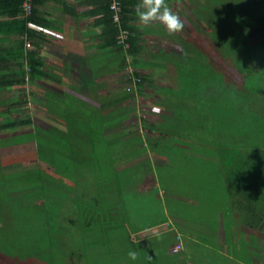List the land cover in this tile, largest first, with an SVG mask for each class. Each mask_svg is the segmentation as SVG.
Here are the masks:
<instances>
[{"label": "trees", "instance_id": "trees-1", "mask_svg": "<svg viewBox=\"0 0 264 264\" xmlns=\"http://www.w3.org/2000/svg\"><path fill=\"white\" fill-rule=\"evenodd\" d=\"M24 1L0 0V92H21L20 96L8 98L3 105L0 100V135L10 137L27 132L36 134L48 132L52 136L45 134L46 140L44 138L41 139L43 142L36 140L34 151L0 157V169L6 165L26 163L29 160H44L50 157V141L63 139L64 136L69 135L68 133L80 135L79 127L74 122L87 117V119L95 122L92 127H88L90 130L87 131L88 136L84 139L89 149L87 156L91 157L89 166L84 167V170L93 171L92 174L95 173L94 168L99 160V156L95 152V144L99 145V141L102 140L106 147L109 146L105 143L109 135L104 137L101 135V131L108 125L119 126L120 122L131 114L136 116L134 107L125 110L122 106L130 101H135L136 94H144L143 87L150 84L151 91L161 102L157 104L159 108L170 113L168 117H161V120L155 124L158 134L166 137L159 142L162 144L164 141H166L165 144L182 142L192 152L197 151L202 155L204 159H198V162L204 164L207 147L216 149L218 146L226 148L229 146V148H234L243 141V155L231 153L228 159L226 167L228 166L227 170L230 177L238 180L244 179V187L252 190L254 188L251 185L253 177H255L254 181H259V183L264 180V138L258 139L256 137L261 133L258 119L264 110V95L262 97L260 92L249 85V76L254 71L252 64L264 55V42H252L249 38L251 29L264 26V0H199L201 5L196 4L198 0H166L168 5L179 1L194 4L201 17L207 20L208 36L213 38L218 45L210 46L215 55H212V50L207 49L189 31H186L184 39L178 44V51L181 54L177 55V60L171 63L177 72L173 73L172 78L175 77L180 80V89L166 90L152 87L149 76L134 72V75L139 79L135 91L127 93L117 90L116 92L120 93L116 95H114L116 92H112L105 97H90L92 101H95V98L99 99V104L97 103L98 112L91 114L89 110V112L79 111L73 109L71 104L63 103L64 112L66 111V117H68L63 122L67 128L66 134L52 131L50 128L56 126L59 121L51 117H46L50 123L42 121L41 117L44 116H41L40 113L34 112L31 116L17 119L33 110L32 107H27L28 101H31L28 98L31 91L26 82L46 77L36 62L25 57L31 53L29 49L24 47L25 41H28L32 46L33 41L38 39L37 34L28 25L38 28L46 25V21L38 16V7L46 0H29L30 12L25 17L21 8ZM136 2L137 0H118L120 13L117 22L112 21V12L109 10L110 0H91L89 2L92 9L88 15L94 16L96 18L94 26L97 25L101 28V48L114 50L113 52L118 56L119 71L125 66L121 61H124L128 56L138 57L142 52V48L138 45L141 33L136 27L137 19L133 12ZM225 9L229 10L225 11ZM225 12L229 14L227 20L225 19ZM145 28L151 32L155 30L153 27ZM121 31L127 33L124 42L127 47L116 44V37ZM160 56L161 54L159 56L149 55V58L152 59L149 60L151 62L147 61L148 59L143 61L136 58L134 62L128 61V65L133 68L143 67L145 70L157 65L161 68L167 64V59L164 60ZM121 78L125 83H130L125 72ZM261 98H263V102H260ZM31 102L35 103L34 101ZM258 104L259 106H257ZM114 105L124 109L123 113H116L117 118L115 120L111 118L110 112V108ZM16 106L25 108L20 112L17 111L19 113L17 114L14 111ZM99 113L100 117H98ZM109 118L112 119L111 123ZM82 121L84 120L82 119ZM252 131L256 132L254 138L250 136ZM122 132L120 135L112 136L113 140L125 138L124 136H129L128 139H131L132 136L139 135L129 129ZM35 139L36 135H33L32 138L18 139L5 145H14L29 140L35 141ZM140 139L135 141L136 148H132V153L125 161H132L146 154V149L141 147L143 143ZM222 139L226 141V144L220 141ZM260 140L262 143L258 145ZM146 143L152 147L151 151L159 152L155 148L159 145L158 141H147ZM215 152L212 155L213 158L219 154ZM219 155L222 156V154ZM221 164L222 160L220 161ZM111 170V174H103L106 176L105 178L102 177L104 179L93 174L95 184L91 187L84 184L77 186L73 192L74 201L68 196V193H63L57 197L55 211L47 207L46 190H43L47 187L45 183L38 180L24 186L5 188L0 175V200L3 201L0 213L2 209L5 210L4 212H8L9 209H17L22 206L18 207L19 200L17 198L23 192L19 190L22 187L29 194L30 199V204L25 203L22 210L26 208L38 210L34 209L35 213L39 215L38 220L43 223L41 228L45 231L40 240L47 239L46 246L49 248L64 247L71 242L70 246L67 245L63 251H73L71 247L75 246V242L67 241L65 236V233L70 232L69 229L71 228L63 224V222H69V219H66L68 214L74 218L71 220L72 223H79V235L88 238L82 239L81 242L83 243H80L79 253L82 255L79 258L84 261H97L98 264H148V256L143 255L144 252L135 247L139 242L134 244L130 239V243L127 244L129 237L122 235L126 234L127 228L124 223V216H121V212H124L125 209L117 203L114 204L113 200L115 199L110 197L108 193L113 192V194L117 193V197L118 195L122 196L123 185L125 186L127 181L124 176L118 177L114 168ZM127 173V179L133 177L132 173ZM155 173V178L159 179L160 173L157 171ZM204 175H202L203 181H205ZM111 182L113 183L112 187L109 185ZM201 186L203 187L200 190L205 191V182L201 183ZM79 190L83 192L80 194ZM66 203L68 208L65 206ZM202 204H205L204 201ZM0 215L3 216V219L0 218V226L2 227L0 229H7V225H10L13 218L12 221H8V218H5L3 214ZM147 223L148 221H143L142 224L136 225L133 231L150 227ZM176 240L181 245V250L178 252L180 253L182 251L180 237L176 239L175 236L174 243ZM131 244L133 249H129ZM79 249L77 247L75 251L78 252ZM129 250L137 252V260L128 259Z\"/></svg>", "mask_w": 264, "mask_h": 264}, {"label": "rangeland", "instance_id": "rangeland-1", "mask_svg": "<svg viewBox=\"0 0 264 264\" xmlns=\"http://www.w3.org/2000/svg\"><path fill=\"white\" fill-rule=\"evenodd\" d=\"M199 2V0H198ZM196 3L198 5H201V3ZM175 11L182 19V21L185 23V28L183 31L176 33V34H169L167 30L164 28L163 25L159 27L164 34L160 35L157 34L156 36H149L146 40L145 47L147 50V54H157V49H161L162 54L167 59V69L165 71H158L151 74L150 81L152 84L158 85L159 87H168L171 82L169 78L167 77V73L173 72L174 74L177 73L174 66L171 65V63L175 60H177V55H180L181 53L178 51V44L184 39L185 32L189 31L200 43H202L207 49H211V45L218 46L216 44V41H214L213 38L208 36L207 31V20L203 19L201 17V14L197 9L195 8L194 4L187 1H181L177 4H171L169 5ZM229 9H225L227 11ZM225 19L227 20L229 17V14L225 12ZM156 28L154 26H149ZM157 29V28H156ZM249 32V36L253 39L258 40H264V28L256 29ZM161 36V38L159 37ZM256 37V38H255ZM209 38V39H207ZM209 42V43H208ZM50 48V47H49ZM25 49H32V46L30 48ZM50 50H52L50 48ZM55 50V49H54ZM212 55H215V52L211 51ZM129 59L126 58L124 61H121V63H124L125 66L123 69H121L118 72V75L107 77L106 84L109 89L113 90H121V86L125 85L126 83L121 78L124 75V72L128 69H131L132 71L136 73H145L141 72L139 70L133 69L128 65ZM39 66L41 71L43 72H50L52 75L56 73H60V69L58 66V63L51 62V60H48V58L45 56L40 55V57L36 58L34 60ZM102 62L105 64H111L113 61L111 60H102ZM101 62V63H102ZM103 68V66H102ZM101 68V69H102ZM129 71V70H128ZM150 73V71H147ZM175 76V75H174ZM110 79V80H109ZM29 90L31 91V95L28 97L31 99V101H34L33 104L31 101H28L27 107H34V109L41 114L42 121H47L50 123L46 117L56 118L59 123L56 124V126L51 127L50 129L52 131H55L56 133H67V128L63 124L66 117V111L64 112V105L62 103V100L68 101L76 110L79 111H90L91 114L98 112L97 111V105L99 104V99L95 98V101L85 100L82 95H78L77 93H74L71 90H66V87L62 88L61 86L55 85L53 81H50L45 78L36 79L33 81H27ZM174 89L178 90L181 88L180 80L174 77ZM106 89L105 91L101 93H108L110 90ZM122 91V90H121ZM144 94H136L135 101H130L129 103L125 104V106H122L125 110H128L132 107L136 110V116L129 115L127 118L122 120L119 124V126L116 125L110 126L108 125L105 129L101 131V135L104 137L108 136L107 145H104V142L101 140L99 141V145L97 143L95 144V152H97V155L99 156L98 164L95 165V173L97 176L100 177V179H104L108 174H111V169L115 168V166H118L122 164L126 159H128V156L130 153H132V148H136V145H134L135 141L140 139L142 140V148H145L147 150H151L152 147L149 146V143H146L147 141L152 142L158 141V146L155 147L157 151H161L167 155V159L170 160V168L168 170H162V176H165L164 173L167 172L168 176L171 175L172 177L175 176L176 171L177 173L181 172V168L178 166H183L185 164L190 163H184L181 160V155L178 154V146H185L184 143L180 142H169L168 144H165L166 141H164V145L159 142L163 140V136L161 137L157 129L155 127V124L158 123L161 120V117L168 116L167 111L158 109L157 105L160 103V100L156 97V95L151 91V89L145 85L143 87ZM120 93V92H118ZM117 92L114 94H118ZM128 93V92H127ZM21 92L11 91V92H0V100L2 101V105L6 102V100L12 96H20ZM58 98V99H57ZM60 99V100H59ZM97 99V100H96ZM98 103V104H97ZM259 106V104L257 105ZM107 107V106H105ZM122 107H118L114 105L112 108H110L111 112V118L116 119V113H123L124 109ZM1 108V106H0ZM25 107H14V111L19 114L20 110L24 109ZM73 108V109H74ZM94 108V109H93ZM18 111V112H17ZM88 111V112H89ZM65 114H64V113ZM102 115L103 113L100 112ZM100 113L98 114V117H100ZM29 115V113L27 114ZM26 114L20 116L17 119H22L25 117ZM97 117V116H95ZM111 118H109V122L111 123ZM13 119V120H17ZM82 119L84 121H82ZM81 121L74 122L75 125L79 127V130L81 132L80 135H72L68 133L69 135L64 136L63 139H57L53 142L50 141V157L44 159V160H32V161H26V163L21 164H11L1 167L0 169V175L2 178V183L5 188H11V187H19L24 186L27 184L34 183L38 180L45 183L47 185L46 189L43 188V190H46V197H47V207L53 211L56 208V200L57 197L62 195L63 193H68V196L70 198H73L74 195V189H77V186L90 185L93 186L95 184V177H93L92 172L93 171H85L84 167H88L90 164L91 157L87 156V153L89 149L87 148V145L84 142V139L87 138L88 134L87 131L90 130L88 127H92L94 124V120L87 119V117L82 118ZM106 120V119H105ZM1 124V120H0ZM96 125V124H95ZM126 125V126H125ZM261 125V124H260ZM123 127V128H122ZM254 128V127H253ZM121 129V130H120ZM134 131L135 133L139 134L136 136H132L131 139H128L129 136H124L125 138H118L116 140H113L112 136H116L117 134L120 135L123 132L122 131ZM119 130V131H118ZM244 130V129H243ZM256 132L252 131L250 132V136L254 138ZM47 136H52L50 133L45 132ZM44 132L31 133L27 132L24 134L14 135L10 137H6L4 135H0V157H7L14 154L19 153H28L30 151H34L36 148L37 141H41V139L44 138L46 140L47 138L44 137ZM239 135V133H237ZM259 136H256L259 138H264V132L259 133ZM33 135H36L35 141H25L23 143L18 144H8L12 141L16 140H24L32 138ZM141 135V137H140ZM130 138V137H129ZM37 140V141H36ZM221 142L226 144V141L223 139L220 140ZM43 142V141H41ZM262 141L260 140L258 142V145H261ZM264 144V142H263ZM147 145V146H146ZM176 146V148L174 147ZM244 142L242 141L240 145L234 148H229V146L223 147L218 146L216 147L215 151L217 154H222L220 156H214L215 159L208 158L207 162L204 161L203 163L197 162V164L194 162L193 164L196 166H193L198 172H204L209 176L208 174H211L215 178L218 177V174L216 172V165L217 161L215 160H222V166L220 165L218 168H222L225 171L226 175H230L226 167L228 163V159L230 157L231 153L238 154L241 153L243 155L244 150ZM162 148V149H161ZM180 151V150H179ZM153 152V150L151 151ZM215 152V153H216ZM126 154V155H125ZM233 156V155H232ZM90 157V158H89ZM202 159L203 157H199ZM204 159V158H203ZM151 161L152 165H156L157 163H161L162 158L159 156V154L155 155L153 153L149 154V157L146 155L145 157H140L136 160V162H131L129 165L120 166L117 167L116 172L118 174V177L124 176L126 177L127 181V172L125 170L119 171V169H126V167H129L130 165H133L132 167L138 165L136 168L139 169L138 177H135L133 179L134 183H136V187L140 191L148 190L150 186L154 185L153 176L154 174L149 173V169L147 167L146 162ZM172 165V166H171ZM215 166V168H213ZM187 173V170L185 171ZM83 174V175H81ZM185 176V175H184ZM104 177V178H102ZM211 177V176H209ZM129 178V177H128ZM230 178V177H229ZM130 180V179H129ZM213 180V179H212ZM229 180V179H228ZM232 180H229V184H231ZM214 182H217V180H214ZM112 182L109 184L112 187ZM123 185L124 191L123 195L120 196L117 193L113 194V192L108 193L110 197L114 198L113 203H117L120 206L124 207V212H121V216H124L126 221L129 219L127 216H129L130 212L132 211L133 207H138L136 212H139L140 207H142V211H148L150 209H153V211H150L147 213V215H144L145 221H148L147 224L151 226L150 230L151 232H147L143 237L142 243L145 244L146 251H144L143 255L148 256V264H175L176 261L179 258V255H173L168 254L165 248L169 246L170 244V234L172 233L173 228L169 225V219L166 221L165 217L166 215L163 214L164 208L162 204L157 200L153 199V201H149L148 203H143L141 205V202L143 201V198L138 197V195H128V190L131 186ZM158 184V183H157ZM258 189L262 192L264 195V180L260 181L259 184L256 185ZM158 188V187H157ZM162 189V188H161ZM160 187L158 190L153 189V192L159 193V190H161ZM21 194L17 196L19 202L17 209H9L8 212H4L5 210H1L0 214H3L5 218H8V221L13 218V221L10 223V225H7V229H0V264H98L97 261H84L80 255H82L80 252V243H83L82 239L86 240L88 238L81 237L79 235L80 228L79 223L74 222L72 223L71 220L74 218L70 215H66V219H69V222H63V224L71 229H69L70 232H66V240L75 242V246H72L71 248L73 251H63L65 250L67 245L70 246L71 242L69 244H66L61 246L60 248L54 247L49 248V246H46L47 239L40 240L41 235L45 234V231L42 230L41 225L43 224L38 220V213L36 214L34 209L26 208L25 210H22V208L25 207L26 204H30L29 194L25 191V189L19 188ZM76 192V191H75ZM83 191L79 190V193L81 194ZM105 192V191H104ZM107 193V192H105ZM157 194H155L156 196ZM131 196V197H129ZM35 197V196H34ZM68 198V199H70ZM209 199V198H208ZM34 201V200H33ZM70 202V200H69ZM221 203V202H220ZM5 205V202H4ZM141 205V206H140ZM206 204H202L201 207H205ZM3 206V201L0 200V208ZM66 208H68V204L66 203ZM131 208L128 209V208ZM72 209V206H71ZM205 209V208H204ZM37 210V209H35ZM70 210V209H69ZM127 210H130L128 212ZM38 211V210H37ZM203 211V210H202ZM70 212V211H69ZM113 212V211H112ZM133 212V211H132ZM40 213V212H39ZM43 213V211H42ZM71 213V212H70ZM145 213V212H144ZM128 214V215H127ZM142 214V213H141ZM33 215V217H32ZM61 215V214H60ZM59 215V216H60ZM0 218L3 219V216ZM57 218V217H56ZM143 221V220H142ZM199 222V221H198ZM201 223V232L202 234L205 233L206 227L204 226L205 223L200 221ZM146 225V224H145ZM127 226L126 228V234H122L125 237H129L130 239L133 238L132 242L135 244L137 241L136 237L133 235H128L130 232H133V229L131 226L125 224ZM129 226V227H128ZM0 228H2L0 226ZM117 232V231H116ZM114 232V233H116ZM233 240L230 239L229 242ZM204 241V238H203ZM141 243V244H142ZM201 243V242H200ZM185 248L182 252V257L185 258L186 262H192L194 264H238L232 260H228L226 257H222L221 255L216 254V250L214 249V252H203L195 249L191 244L192 242L185 240L184 241ZM46 246V247H45ZM78 247V252L75 251ZM138 247V246H137ZM163 247V248H162ZM70 248V249H71ZM161 248V250L159 249ZM216 248V246H215ZM98 249V248H97ZM129 249H133L132 244L129 245ZM136 249V248H135ZM52 250V251H51ZM101 250V249H99ZM169 252V251H168ZM196 257V263L191 260V258ZM184 261V262H185ZM256 264V263H254ZM264 264V262H263Z\"/></svg>", "mask_w": 264, "mask_h": 264}, {"label": "crops", "instance_id": "crops-1", "mask_svg": "<svg viewBox=\"0 0 264 264\" xmlns=\"http://www.w3.org/2000/svg\"><path fill=\"white\" fill-rule=\"evenodd\" d=\"M90 1L91 0H46V2L40 5L38 7V16L46 21V25L39 28L34 26L31 27V29L37 34L38 39L34 40L31 44L32 49L29 50L31 55H25V57L34 61L37 57L39 58L40 55H46L48 60L58 63L60 73L52 75L48 71H42L46 76L43 78L53 81L55 85L61 86L62 88L66 87V90H71L80 96L82 95L85 100L90 99V101H92L91 98L105 97L112 92H116V90L108 88L110 86H107L105 79H107V77L118 75L119 62L118 56L113 52L114 50H112V48H101V28L97 25L94 26L96 18L92 15H88L89 11L92 9L91 4L89 3ZM180 2L181 1L173 4ZM151 26L156 28L158 26L161 27L159 23H153ZM136 27L141 33L138 45L142 48V52L138 57L129 56L128 60L132 62H134L136 58L143 61H146V59H148L147 61L152 60L149 58V55L151 54H147L148 49L145 47L146 40L149 36H156L159 33L162 35L164 32L159 28H155V30L151 32L148 28L140 25L138 21ZM261 28H264V26ZM251 31L252 30L249 32ZM159 37L161 38V36ZM249 38L252 42H264V40H258L256 37V39ZM16 40L17 39L15 38V41ZM49 47L52 50H50ZM157 52V54L152 55L159 56L161 54L160 57L164 60L166 59L162 54L161 49H157ZM102 60H111L113 63L107 64L106 62L104 64ZM130 67L133 68L132 66ZM252 67L254 68V71L249 76V85L257 92H260L263 97L264 55L255 60ZM133 69L141 72L143 71L145 73L140 74L151 77L152 73L165 71V69H167V64L161 68L157 65L148 70L143 69V67ZM147 71H150V73ZM172 75L173 72L168 71L167 77L171 82L168 87H159L154 83L152 84V82L151 86L166 90H175ZM148 87L150 88V84ZM107 88L110 90L108 93H101ZM261 100L260 102H263V98H261ZM62 103L69 102L62 100ZM32 108L33 110L28 112L29 115H27V113L26 116H31L34 112L39 113L34 107ZM157 108L162 110L159 106ZM167 113L169 116L170 113ZM165 116L166 115L164 114V117ZM258 124H261V133L264 132V110L261 112ZM164 138L166 139V137H163V139ZM174 147L176 148V146ZM177 148L178 154L182 156L181 160L184 163L189 162L190 164L178 166L179 168L182 167L181 172L177 173L176 171V174L173 177L171 175L168 176V173L165 171L164 173L166 175L162 176V170H168L171 162L167 159L165 153L162 151L157 152L162 158V161H160L161 163H157L154 166L150 160L146 162L148 169L150 167L149 173L154 174L153 180L155 182L148 190L140 191L136 187L137 184L133 181L135 177H138L137 174L139 169L136 167L138 165L141 166V164L134 167H132L133 165H130L129 167H126V169H119V171L125 170L133 175V177L129 178L130 180L127 179L126 185L131 186L127 192L129 193L128 195H138V197L143 198L141 205L153 201V199H157L162 204L164 208L163 214L167 216L165 217V220L167 221L169 219L168 223L173 228L172 233L169 236L170 244L165 250L170 254V248L174 244L175 236L180 237L182 244V251L175 254L179 255L175 264H194L192 262H186L185 258L181 256L185 248V240L192 242L193 244L191 245L199 251L214 252V249H217V255L226 257L228 260H235L238 264H263L264 195L256 186L259 184V181H254L255 177H253V183L251 184L254 187L253 190L245 188L244 179H233L229 174L226 175L225 171H222L224 169L221 167L218 168L220 166V159L215 160L217 161L216 172L218 177L215 178L211 174H208L211 176L209 177L206 173L198 172L193 168V166H196L193 163L195 162L197 164L198 159H200L199 157H203L202 155L197 151L192 152L191 149L185 146H178ZM206 151L207 154L205 160H208V158L211 159L215 149L207 147ZM150 153L157 155L154 151L151 152V150L146 149V154L141 157H145L146 155L149 157ZM137 159L132 161L127 160L122 164L115 166L114 172H118V170H116L117 167L123 165L127 166L131 162H136ZM213 168H215V166ZM186 170L187 173L185 172ZM156 171L160 173L159 179L155 178ZM202 173L205 174V181H203L204 177H202ZM228 179L232 180V186L229 184ZM214 180H217V182H214ZM203 182H205V191L200 190L203 187L201 186V183ZM159 187L160 189L162 188L159 190V193L153 192V189L158 190ZM155 194L157 195L155 196ZM203 201L206 204L204 207L205 209L201 207ZM138 207L139 206L133 207V212H130V207L128 208L130 209L127 210L130 212V215L127 216L129 219L128 221H126L124 217V223L131 226L132 229H134L136 225L138 226L145 221V214L147 215V213L153 211V209L142 211V207H140L139 212H136L135 210H137ZM198 221L205 223L204 226L206 227V230L204 234L200 231L201 223ZM150 228L151 226L147 228L143 227L140 230L130 232L129 234L136 237L135 241L139 242V244L135 247L138 246L143 252L146 251V247L145 244L142 243L143 238L141 237L147 234V232H151ZM232 238L233 240L229 242ZM131 240H133V238H131ZM159 249L161 250V248ZM191 260L195 263L197 262L196 257L191 258Z\"/></svg>", "mask_w": 264, "mask_h": 264}, {"label": "clouds", "instance_id": "clouds-1", "mask_svg": "<svg viewBox=\"0 0 264 264\" xmlns=\"http://www.w3.org/2000/svg\"><path fill=\"white\" fill-rule=\"evenodd\" d=\"M133 12L138 23L144 27L159 23L169 34L179 33L185 28L181 17L169 7L166 0H137ZM127 256L132 261L138 258L135 250H129Z\"/></svg>", "mask_w": 264, "mask_h": 264}, {"label": "built area", "instance_id": "built-area-1", "mask_svg": "<svg viewBox=\"0 0 264 264\" xmlns=\"http://www.w3.org/2000/svg\"><path fill=\"white\" fill-rule=\"evenodd\" d=\"M22 12H23V16H27L29 15L30 12V1L29 0H25L22 5ZM109 10L112 12V21L113 22H117L118 21V16L120 13V5L118 3V0H110L109 3ZM30 28L33 26L28 25ZM127 37V33L124 31H121L120 34L116 37V44L117 45H124V47H127V45H125V40ZM24 47L25 48H30V44L28 41H25L24 43ZM129 70V71H128ZM127 71H125L126 76L129 78L130 83H126L125 85L121 86V90L125 91V92H131V91H135V86L136 84L139 82V79L134 75V71H132L131 69H128ZM176 239H179L178 236H176ZM181 250V245L180 243L176 240V242L173 244V246L170 248V253L171 254H176Z\"/></svg>", "mask_w": 264, "mask_h": 264}]
</instances>
